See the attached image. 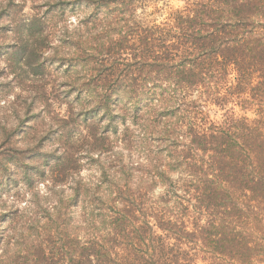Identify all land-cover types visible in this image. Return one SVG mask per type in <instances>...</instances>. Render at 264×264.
<instances>
[{
  "label": "trees",
  "instance_id": "1",
  "mask_svg": "<svg viewBox=\"0 0 264 264\" xmlns=\"http://www.w3.org/2000/svg\"><path fill=\"white\" fill-rule=\"evenodd\" d=\"M115 2L126 31L107 43L126 46V86L66 76L77 95L63 92L58 145L26 160L0 150V201L14 191L0 202V264H264V0H183L155 24L134 19L139 0ZM90 25L65 26L69 72L95 59ZM87 112L114 132L126 123V176L81 177L107 146ZM79 115L83 151L67 141Z\"/></svg>",
  "mask_w": 264,
  "mask_h": 264
},
{
  "label": "rangeland",
  "instance_id": "2",
  "mask_svg": "<svg viewBox=\"0 0 264 264\" xmlns=\"http://www.w3.org/2000/svg\"><path fill=\"white\" fill-rule=\"evenodd\" d=\"M182 5L183 0H139L134 19L144 24L159 23ZM116 6L115 0H96L92 4H70V0H0V144L4 142L0 150L10 157L16 154L26 160L58 145L57 120L66 116L68 108L64 94L69 90L72 98L77 95V90L64 85L66 76H76L78 88L84 77L92 75L98 80L100 76H108L107 80L98 81L101 93L115 90L118 79L126 86V46L110 48L107 43L109 31L114 28L122 30L121 34L126 31V9ZM50 18L55 24L45 25L44 21ZM89 21L98 38L95 59L90 65L94 68L88 71L90 66L82 57L75 70L69 72L66 68L70 63L63 61V65L57 59L68 50L63 42L65 26L68 30L78 26L83 29ZM80 51L85 55L93 50L82 47ZM72 103L79 113L84 100ZM107 116L103 112L86 113L88 119L96 122L97 131L108 135L107 146L93 153L95 162L80 161L83 179H98L103 173L108 177L114 173L126 176V123L116 120L118 128L114 132L113 127L108 126ZM87 127L84 117H76L73 125L67 127L68 144L78 141L77 146L85 150L84 145L90 139ZM37 189L43 193L45 187L40 183ZM13 194L14 191L4 193L2 201L7 197L11 201ZM28 198L27 194L21 208Z\"/></svg>",
  "mask_w": 264,
  "mask_h": 264
}]
</instances>
